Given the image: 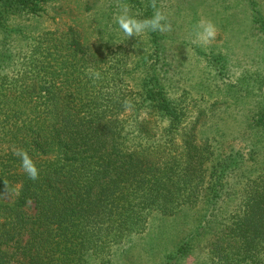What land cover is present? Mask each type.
<instances>
[{"label": "trees", "instance_id": "obj_1", "mask_svg": "<svg viewBox=\"0 0 264 264\" xmlns=\"http://www.w3.org/2000/svg\"><path fill=\"white\" fill-rule=\"evenodd\" d=\"M54 1L0 0V264H91L111 241L144 231L151 212L172 216L179 203H191L192 178L196 187L209 179L204 200L212 213L197 228L215 229L210 264H264V150L248 160L236 152L190 161L196 122L183 173L184 163L142 150L157 129L171 135L187 115L167 97L163 39L151 27L139 48L106 26L107 38L96 43L77 25L43 32L16 64L6 42L13 33L31 36L10 16L38 18ZM252 11L264 30L261 11ZM246 125L264 132V104ZM18 150L36 165L37 180ZM226 181L239 188V202L219 221ZM190 246L183 241L167 260H183Z\"/></svg>", "mask_w": 264, "mask_h": 264}, {"label": "rangeland", "instance_id": "obj_2", "mask_svg": "<svg viewBox=\"0 0 264 264\" xmlns=\"http://www.w3.org/2000/svg\"><path fill=\"white\" fill-rule=\"evenodd\" d=\"M158 3L153 9L146 0H56L38 18L10 16L8 22L31 37L25 39L24 35L13 33L5 49L15 56L17 64L30 52L32 37L48 31H67L76 25L92 43L105 40L110 33L131 39L135 48H139L147 41L146 28L127 36L117 25L116 17L126 10L131 19L143 23L159 14L163 19L156 32L163 39L165 66L161 67L167 71L162 84L167 97L185 106L187 115L171 135L157 129L144 142L142 150L183 164L187 158L184 142L191 137L189 129L195 122L197 128L191 140L196 150L188 154L190 161L199 162L205 156L212 160L219 153L223 158L236 152L248 160L256 148L264 150V137L260 136L264 132L258 135L246 125L264 104V30L262 23L252 22L251 16L252 9H259L264 20V0H158ZM105 26L108 32L102 33ZM147 50L144 48L142 52ZM183 167L185 163L182 173ZM208 180L197 188L192 178L191 203H179V210L172 216L151 212L144 231L123 237L119 243L111 241L108 253L91 264H210L208 251L215 229L204 235L202 228H197L198 218L210 217L212 213L204 200ZM226 182L214 213L219 221L234 211L239 202V188ZM195 232L200 233L193 238ZM185 240L191 245L188 254L179 262L168 261L166 256Z\"/></svg>", "mask_w": 264, "mask_h": 264}, {"label": "clouds", "instance_id": "obj_3", "mask_svg": "<svg viewBox=\"0 0 264 264\" xmlns=\"http://www.w3.org/2000/svg\"><path fill=\"white\" fill-rule=\"evenodd\" d=\"M161 19H163V17L157 14L156 18L153 21L140 23L131 19L128 16L127 11L125 10L121 15H118L116 17V23L119 26L120 30L125 33V35L131 36L134 32H141L147 27H151L153 30H155L156 28L160 27L159 22ZM16 155L20 157L21 165L27 176L31 180H37L38 169L31 158L28 156V154L22 150H18L16 152Z\"/></svg>", "mask_w": 264, "mask_h": 264}]
</instances>
